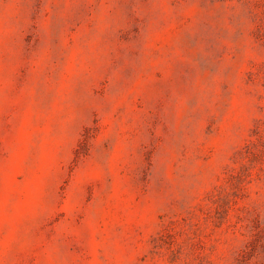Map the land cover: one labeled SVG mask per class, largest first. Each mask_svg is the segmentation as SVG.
<instances>
[{
    "label": "rangeland",
    "instance_id": "obj_1",
    "mask_svg": "<svg viewBox=\"0 0 264 264\" xmlns=\"http://www.w3.org/2000/svg\"><path fill=\"white\" fill-rule=\"evenodd\" d=\"M0 264H264V0H0Z\"/></svg>",
    "mask_w": 264,
    "mask_h": 264
}]
</instances>
